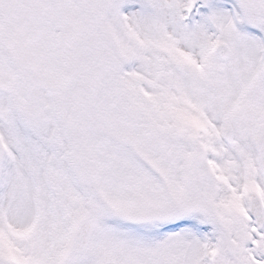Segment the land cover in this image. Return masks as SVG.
<instances>
[{
	"label": "rangeland",
	"instance_id": "374dc122",
	"mask_svg": "<svg viewBox=\"0 0 264 264\" xmlns=\"http://www.w3.org/2000/svg\"><path fill=\"white\" fill-rule=\"evenodd\" d=\"M127 9L135 11L133 32L121 19ZM166 13L173 37L166 34ZM98 25L106 33L101 50ZM158 42L171 60V77L151 90L154 99L138 105L153 114L143 119L158 126L130 130L116 107L106 111L100 102L98 78H105L98 71L109 72L112 96H122L126 105L123 87L137 86V80L143 85L160 73L164 57L153 53ZM222 42L234 54L225 64L215 51ZM175 64L184 66L182 76ZM69 71L75 72V92L95 80L90 95L86 88L77 100L86 111L82 154L75 149L82 117L68 122L60 103L65 97L57 94ZM98 114L109 119L110 135L98 134ZM202 125L210 131L199 135ZM228 125L236 134L233 147L222 139ZM262 133L264 0H0V138L5 136L14 160L16 152L23 154L18 166L34 168L39 200L45 198L44 172L53 173L57 185L44 205L61 219L59 225L52 230L44 221L51 231L42 227L47 236L28 242L9 236L14 251L29 255L32 264H62L55 251L69 231L62 215L66 196L76 209L82 201L95 225L88 254L67 264H210V257L212 264H264L257 251L264 236L251 241L249 215L250 198L264 199L254 148ZM68 166L86 167L84 189ZM17 207L19 213L26 209ZM67 208L70 215L74 207ZM6 225L0 218V230Z\"/></svg>",
	"mask_w": 264,
	"mask_h": 264
},
{
	"label": "flooded vegetation",
	"instance_id": "af4514ba",
	"mask_svg": "<svg viewBox=\"0 0 264 264\" xmlns=\"http://www.w3.org/2000/svg\"><path fill=\"white\" fill-rule=\"evenodd\" d=\"M156 37H158V34ZM158 40L161 39L158 37ZM147 41L149 42L150 40ZM167 67L168 64H165L164 68ZM136 90V88H132L128 95V122L132 128L144 125L140 124L143 120V118H141V112L137 114V104L139 103V105H141L144 98L138 96L139 91L137 92ZM133 104L135 105L134 108ZM144 116L145 114H142V117ZM101 123H103V120L98 117V125ZM15 154V160L12 157H8L5 161L4 173L2 175L0 186V218L4 219L7 224L4 227L5 230H0V250H4L5 252H8V254L13 253L24 259L26 264H31L29 255L22 253L19 255L14 251L16 249L15 243L11 241L9 236L13 235L12 238L16 237L17 239L28 242L40 233L45 234L44 231L41 232L42 227L45 229V232L51 231L44 226V221H47L48 225L51 223V229L53 230V227L59 225L61 219H53L54 214L49 211V206L44 205V201L46 199L49 200V195L53 194L52 192L54 190L53 174L48 176L44 171L47 172L52 170L45 167L41 168L44 172V176L41 177V180L44 186H46V192L45 198L40 197L39 200L36 185L33 183V174H35L34 168L27 165L18 166L19 159L23 154L19 151ZM80 180L82 181L81 178ZM26 182H28V184ZM29 191L32 193V197L27 200L25 198L28 196V193H30ZM21 204H23L26 209H23L24 212L20 211L19 213L17 206ZM65 220H69V217L65 218ZM6 227L8 229H6ZM45 236L47 235L45 234ZM56 246H59L57 242ZM11 264H14L12 259Z\"/></svg>",
	"mask_w": 264,
	"mask_h": 264
},
{
	"label": "water",
	"instance_id": "95a60500",
	"mask_svg": "<svg viewBox=\"0 0 264 264\" xmlns=\"http://www.w3.org/2000/svg\"><path fill=\"white\" fill-rule=\"evenodd\" d=\"M217 50H218L220 59L223 61L228 60L232 56L230 49L225 44H221L220 46H218ZM229 134L231 133L229 132L228 135ZM231 136L232 135L229 136V138L231 139V140L230 139L228 140L229 142L232 141ZM261 139H264V137H262ZM258 151H259V157H260V169L264 175V140H262L261 144L258 146ZM1 158H2V151L0 149V163H1ZM252 213H254V216L257 220V224L259 228H262L263 216H262L261 208L258 206V204L253 203ZM93 230L94 228L92 226V223L89 220L82 219L79 222L78 227H77L76 242H75V247H74L75 253L80 254V253H84L87 251L89 240H90ZM0 264H3V263H0Z\"/></svg>",
	"mask_w": 264,
	"mask_h": 264
},
{
	"label": "bare ground",
	"instance_id": "6f19581e",
	"mask_svg": "<svg viewBox=\"0 0 264 264\" xmlns=\"http://www.w3.org/2000/svg\"><path fill=\"white\" fill-rule=\"evenodd\" d=\"M163 2H168V0H162ZM228 13L226 12V14H224V18H227V16L229 15H227ZM134 12L133 11H131V10H127V11H125V12H123L122 13V20H123V23H124V25H125V27L128 29V30H130V31H134V26H133V21H134ZM170 18H169V14L168 13H166V24H167V27H166V34L168 35V36H170V37H173V35H172V32H171V25H170ZM176 48L179 50V51H183V52H185L184 51V49L182 48V46L180 45V44H177L176 45ZM195 60H198L197 59V56L195 57ZM128 72H130L131 70L130 69H128L127 70ZM237 179H238V175H237ZM199 237H201V238H203V237H205L204 235H200ZM199 237H197V241H198V244L199 245H201L202 244V240L203 239H201V238H199Z\"/></svg>",
	"mask_w": 264,
	"mask_h": 264
}]
</instances>
